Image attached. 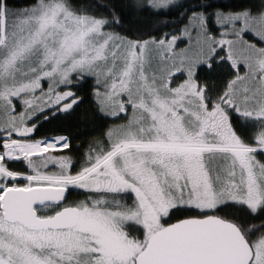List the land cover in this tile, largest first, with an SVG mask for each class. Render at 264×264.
<instances>
[{
	"label": "snow or ice",
	"instance_id": "obj_1",
	"mask_svg": "<svg viewBox=\"0 0 264 264\" xmlns=\"http://www.w3.org/2000/svg\"><path fill=\"white\" fill-rule=\"evenodd\" d=\"M0 264H264V0H0Z\"/></svg>",
	"mask_w": 264,
	"mask_h": 264
},
{
	"label": "trees",
	"instance_id": "obj_2",
	"mask_svg": "<svg viewBox=\"0 0 264 264\" xmlns=\"http://www.w3.org/2000/svg\"><path fill=\"white\" fill-rule=\"evenodd\" d=\"M126 22L130 23L133 27L136 26H144L147 25V21L143 20L142 18H138L135 14H129V16L126 18ZM45 127H47L45 125Z\"/></svg>",
	"mask_w": 264,
	"mask_h": 264
}]
</instances>
